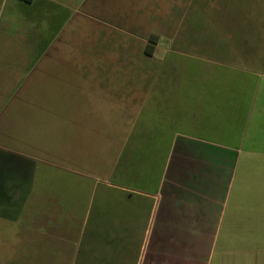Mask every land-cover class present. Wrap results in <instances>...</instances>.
<instances>
[{"label": "crops", "instance_id": "crops-1", "mask_svg": "<svg viewBox=\"0 0 264 264\" xmlns=\"http://www.w3.org/2000/svg\"><path fill=\"white\" fill-rule=\"evenodd\" d=\"M9 2L0 143L27 117L64 123L66 160L101 175L114 214L127 216L114 240H141L131 264H264V0L174 2L177 47L193 60L174 92L173 79L137 78L107 52L135 37L143 13L169 16V0ZM216 12L222 29L196 27ZM159 33L154 48L172 36ZM109 248L86 244L72 264H130Z\"/></svg>", "mask_w": 264, "mask_h": 264}, {"label": "rangeland", "instance_id": "rangeland-1", "mask_svg": "<svg viewBox=\"0 0 264 264\" xmlns=\"http://www.w3.org/2000/svg\"><path fill=\"white\" fill-rule=\"evenodd\" d=\"M169 2V16L143 13L135 37H117L121 44L115 43L113 51L111 47L107 52L134 65L137 78L154 72L157 77L173 79L168 87L169 92H174L176 77L190 79L193 60L190 53L183 54L182 47H177L176 6H173L176 0ZM9 4V0H3L1 6L0 0L1 14L9 9ZM130 13H134L133 8ZM217 15L218 12L207 22L197 20L196 27L203 29L204 24H210L212 29H222L224 20ZM173 19L174 27H171ZM186 22L187 29H191L192 18ZM59 23L56 22V28ZM88 25L93 27L96 23ZM167 30L172 36L161 38V46L157 44L154 48L159 38L151 35ZM127 46L129 49L125 50L123 47ZM147 46L152 47L149 56L145 53ZM27 118L19 128L17 121L10 129L8 140L0 143V264H72L76 257L81 259L86 244L99 248L103 254L111 253L109 246H113L114 252L127 256L130 264L133 260L136 263L141 240H114L113 233L125 231L127 218L120 208H115L114 214V201L110 199L114 188L104 187L102 176L89 170L88 164H80L79 159V163L66 160L64 123L50 116ZM105 191L109 196H103L107 194Z\"/></svg>", "mask_w": 264, "mask_h": 264}, {"label": "trees", "instance_id": "trees-1", "mask_svg": "<svg viewBox=\"0 0 264 264\" xmlns=\"http://www.w3.org/2000/svg\"><path fill=\"white\" fill-rule=\"evenodd\" d=\"M19 1H22V2H26V3H28V2H30V0H19ZM150 49H152V47H150V46H147V49H146V55H151V50Z\"/></svg>", "mask_w": 264, "mask_h": 264}]
</instances>
